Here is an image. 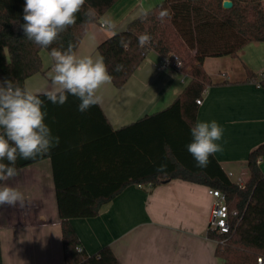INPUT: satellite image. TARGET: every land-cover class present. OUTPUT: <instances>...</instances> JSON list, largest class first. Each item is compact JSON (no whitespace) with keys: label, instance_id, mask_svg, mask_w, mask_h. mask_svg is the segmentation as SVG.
Returning <instances> with one entry per match:
<instances>
[{"label":"crops","instance_id":"0c3cea01","mask_svg":"<svg viewBox=\"0 0 264 264\" xmlns=\"http://www.w3.org/2000/svg\"><path fill=\"white\" fill-rule=\"evenodd\" d=\"M160 1L117 0L89 24L76 55L100 56L99 42L126 29ZM106 20L115 24L114 31L102 25ZM40 57L43 71L28 76L24 87L43 93L51 84L53 60L45 49ZM159 62L160 55L149 50L124 85L111 82L99 89L98 106L113 131L166 108L182 92L188 77L173 65L160 68ZM203 68L211 84L204 90L195 123L215 120L223 128L218 142L223 151L214 156L227 174L231 172L230 179L236 176L235 182L244 184L249 177L248 155L264 141V88L259 83L264 76V41L245 44L235 56L206 57ZM51 114L46 123L60 137L59 146L50 151L55 158L46 154L18 168L19 175L6 182L23 193L24 202L0 206L2 264H65L53 163L102 166L112 157L111 150L121 153L123 133L113 138L97 112L84 119L65 103ZM258 164L264 173V156ZM208 189L181 179L155 186L130 183L103 203L97 215L68 221L87 254L108 245L120 264H223L215 252L216 240L207 235L214 202Z\"/></svg>","mask_w":264,"mask_h":264},{"label":"trees","instance_id":"16d2710c","mask_svg":"<svg viewBox=\"0 0 264 264\" xmlns=\"http://www.w3.org/2000/svg\"><path fill=\"white\" fill-rule=\"evenodd\" d=\"M116 1L86 0L75 25L61 33L50 47L42 48L29 41L21 29L25 0H0V81L7 78L24 87L28 76L43 71L42 49L50 53L52 48L66 50L72 45L75 52L89 24L97 22ZM222 1L161 0L133 19L126 29L113 32L97 45L116 87L124 85L149 50L159 55L178 54L181 58L178 69L188 80L166 108L117 131L110 128L98 104L83 113L85 119L91 112H97L113 138L115 133L121 132L124 142L120 144L121 153L111 150L112 157L102 166L92 163L85 168L77 162L73 168L53 163L65 264H120L108 245L92 254L82 248L78 250L80 242L68 220L97 215L100 206L127 184L155 186L171 179L220 189L226 195L229 210L237 211L236 215H230L227 233L211 228L207 231L208 237L217 242L215 252L223 264H257L258 257L264 261V173L258 164V158L264 156V141L248 155L249 177L243 185L230 179L215 156L209 158L206 168L196 167L186 147L192 141L190 128L198 112L195 100L211 84L203 68L204 58L235 56L245 44L264 41V0H231L230 8H223ZM89 9L94 10L91 19L84 15ZM162 12L168 14L163 21L159 19ZM142 34L151 37L144 46L138 42ZM116 64H123L124 70L114 71ZM248 76L253 74L249 71ZM259 83L264 88V76ZM40 98L45 101L46 123L58 106L48 102L42 93ZM79 103L76 97L69 95V106L77 108ZM73 116L75 120L77 115ZM50 155L55 158L54 153ZM36 159H18L16 166L23 167ZM161 163L167 164L165 173L156 171Z\"/></svg>","mask_w":264,"mask_h":264},{"label":"clouds","instance_id":"9594fccd","mask_svg":"<svg viewBox=\"0 0 264 264\" xmlns=\"http://www.w3.org/2000/svg\"><path fill=\"white\" fill-rule=\"evenodd\" d=\"M86 0H25L21 25L24 36L35 45L48 48L54 44L61 33L76 23ZM91 19L94 10L84 13ZM168 14L162 12L163 21ZM105 27L114 31L115 24L105 21ZM151 37L142 34L138 37L140 46L149 43ZM123 44V41H121ZM53 60L49 73L50 87L42 95L53 105L63 106L69 95L80 103L77 110L81 113L100 103L99 89L111 84L113 76L108 71L102 56H77L72 45L66 50L52 48ZM116 72L124 70L123 64H116ZM41 93L21 87L10 79L0 81V206L23 204L24 195L17 188L7 184L19 175L17 160H34L49 154L59 146L60 137L54 136L45 119V101ZM223 128L215 121H197L191 128L192 141L186 146L195 160V166L206 168L210 157L223 151L219 141ZM167 164L157 166L158 173H165Z\"/></svg>","mask_w":264,"mask_h":264},{"label":"built area","instance_id":"2783aa9c","mask_svg":"<svg viewBox=\"0 0 264 264\" xmlns=\"http://www.w3.org/2000/svg\"><path fill=\"white\" fill-rule=\"evenodd\" d=\"M104 24L105 23H102L103 26ZM159 63L160 68H166L169 65H173L174 67L179 68L181 65V59L175 54H171L169 56L160 55ZM203 94L204 92L200 97L196 98L195 102L197 103V105H200L202 103ZM228 175L230 176L231 172ZM208 193L214 199L208 228L216 229L219 233H227L230 230V215H236L237 211L229 210L226 195L220 189L209 187ZM77 249L81 250V247L78 246ZM257 264H264V261L263 259H261V257L257 258Z\"/></svg>","mask_w":264,"mask_h":264},{"label":"water","instance_id":"95a60500","mask_svg":"<svg viewBox=\"0 0 264 264\" xmlns=\"http://www.w3.org/2000/svg\"><path fill=\"white\" fill-rule=\"evenodd\" d=\"M232 6V1L231 0H223L222 1V7L223 8H230Z\"/></svg>","mask_w":264,"mask_h":264},{"label":"rangeland","instance_id":"374dc122","mask_svg":"<svg viewBox=\"0 0 264 264\" xmlns=\"http://www.w3.org/2000/svg\"><path fill=\"white\" fill-rule=\"evenodd\" d=\"M173 54H175V55H177V56L179 57L178 54H176V53H173ZM179 58H180V57H179ZM180 59H181V58H180ZM231 179H233V181H237L236 176H231Z\"/></svg>","mask_w":264,"mask_h":264}]
</instances>
